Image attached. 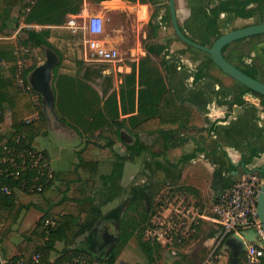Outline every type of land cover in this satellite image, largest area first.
<instances>
[{
    "label": "trees",
    "instance_id": "trees-1",
    "mask_svg": "<svg viewBox=\"0 0 264 264\" xmlns=\"http://www.w3.org/2000/svg\"><path fill=\"white\" fill-rule=\"evenodd\" d=\"M148 1L155 4L162 0ZM165 1L169 3V0ZM254 1L262 4L259 10L250 8ZM71 3L72 0H37L26 21L28 23L37 22L44 26L57 25L67 14L75 13L73 10L66 14L62 11L64 5L71 6ZM190 3L191 17L189 18L193 19L191 28H194L193 30L198 33H204V39L197 40L190 37L187 34L188 30L192 32L190 27L188 30L183 27L181 29L188 38L203 46L211 47L224 34L221 32L220 24H218V18L222 14L242 19H251L258 16L260 23H264V0H219L218 5L213 8L209 6L210 0H191ZM23 4L24 0H0V24L5 23L14 8L21 7ZM150 27L151 32L148 33V38L155 37L157 30L156 24H150ZM24 33L26 39L22 41L23 45L53 50L59 54V51L55 49L49 40L50 29L25 30ZM1 35L3 33L0 29ZM245 40L247 39L240 41ZM230 46H227L223 51L229 62H231V59L226 53ZM146 48L149 54L154 53L153 46H146ZM210 62L213 63L211 58ZM11 63L10 74L12 77L6 79L3 71L4 67L0 62V111H4L7 106L11 112V129L7 134L1 130L4 117L3 114L0 115V153L4 152L6 146L29 148L33 146L37 138L48 136L50 129L48 118L42 107L41 95L35 90L29 92L19 86L14 72L15 61H11ZM36 67L32 66L26 70L25 77L27 78ZM206 67H201L196 80L206 77L204 76ZM237 68L257 79V70L252 65H246L245 69ZM53 75L54 81L59 77L60 79L63 78L59 74V66L54 68ZM126 80L127 84L121 91L120 98H111L107 102L106 108L97 111L95 118L87 124L85 131L94 132L95 136L87 140L84 147L77 151L78 162L65 172L53 173L51 178V175L47 173L46 177L39 179V183L44 187L43 191L40 193L29 192L30 194H43L52 187L54 181L60 182V201L52 206L34 226L22 233V240L17 245L19 256L13 258L11 262L19 259L31 262L34 255L40 254L42 264H52L51 255L57 251V244L62 243L65 248L55 261L58 264L78 256H84L88 260L96 258L100 264H116L121 248L133 237L138 239L139 245L147 257V264H156L157 258L155 255H160L165 250L158 243L145 238L152 214H154L160 203L154 200L148 206L141 199L134 200L129 206L130 209L123 215L120 223L119 245L105 257L97 258L76 247L77 241L91 232L103 217L102 207L112 201L114 192L117 190L116 181L122 177L125 163L151 152L150 147L141 141L140 135L142 133L160 135L163 136L164 140H168L176 134V128L181 126L196 127L202 123L200 115L194 109L180 103L177 94L169 87L160 67L151 56H146L140 60L137 71L134 69L131 74L126 76ZM237 84L241 87V91L235 92L239 98H243L247 93H253L264 100L263 96L239 83ZM36 97H38L37 100ZM36 114H38V118L28 122V119ZM122 116L123 118H121ZM62 120L74 133L84 136L79 125L70 122L65 117ZM82 128L84 127L82 126ZM124 133L135 136V141L131 144L126 143L123 139ZM18 137L23 138L19 145L16 144ZM119 142L125 146V152H120L117 149ZM96 151L106 153L113 162L112 172L100 176V188H96L95 178L99 175L102 160L95 155ZM45 156L48 159V154L45 153ZM249 161L246 160V163ZM35 177H37L35 173L26 174V178L30 183ZM5 184L12 187L15 184L0 176V225L2 226L0 236L2 239L10 240L17 235L14 227L24 206L16 193L7 195L2 191V186ZM72 189H74L72 197H69L68 194ZM171 191H180V188ZM141 206L143 209L140 212L139 208ZM132 214L138 219H135ZM48 218L56 221L55 227L47 228L43 226V222ZM143 225L144 227L141 228ZM138 226H140L141 232L138 230ZM190 236L185 240L183 246ZM173 264H184V261L180 258L175 260ZM239 264H249L245 254H242ZM258 264H264V260H261Z\"/></svg>",
    "mask_w": 264,
    "mask_h": 264
},
{
    "label": "crops",
    "instance_id": "crops-1",
    "mask_svg": "<svg viewBox=\"0 0 264 264\" xmlns=\"http://www.w3.org/2000/svg\"><path fill=\"white\" fill-rule=\"evenodd\" d=\"M111 2V0H82L83 10L81 11L88 12V6L96 4L100 7L98 14L101 16L105 13V6ZM175 3L178 9V0H175ZM138 5L146 6L139 3ZM17 10H20V7L14 8L5 23L0 24L3 33L0 36V62L5 67L3 71L6 79L11 77L13 56L16 55L19 45H23L22 41L26 39L24 31L49 29L48 26L37 22L28 23L26 20L17 22L15 18ZM178 12H187L189 16L191 15L186 0H181L177 14ZM164 62L167 75L169 74V79H166L169 87L177 94L180 103L194 109L200 115L202 123L196 127L176 128V134L168 140H164L160 135L142 133L141 141L150 147L151 152L125 163L122 177L116 181L117 190L114 192L112 201L102 207L103 217L91 232L77 241L76 247L97 258L105 257L118 247L121 219L134 200L141 199L150 206L152 201H159L169 188V190L180 188V192L187 194L200 209L202 219L182 247L180 256L176 260L181 258L184 264H239L245 252H242L234 263V253L238 251L235 246L226 244L216 253L217 255L211 256L220 231L213 208L218 195L227 186L254 172L260 173L264 167V106L260 99L252 98L250 94L240 98L242 102L236 99L237 95H231L233 91L223 87L221 83L223 78L219 72L214 77L196 80L197 72L194 74L169 57H166ZM162 73L166 78V73L163 71ZM5 109V122L11 125V112L7 106ZM123 139L131 144L135 141V136L124 133ZM33 145L38 149L35 142ZM158 145L162 146L157 148ZM118 147L119 144L117 149L125 152ZM148 154L151 157L144 158ZM141 158L142 161L136 163ZM246 160L250 161L246 163ZM48 161L51 174L63 172L52 168L49 154ZM67 170L69 167L64 172ZM101 175L106 174H101L99 170V175L95 178L96 188L101 187V184L97 186ZM59 188L58 181H54L52 187L41 195L30 194L18 188L16 194L24 208L14 227L17 232L16 237L9 240L2 239L0 236V264L10 263L13 258L19 256L17 245L22 240V233L35 225L60 200V196L59 199L57 198ZM73 190L68 194L69 197H72ZM123 194L127 196L125 202L116 205L117 200L123 198ZM27 197L33 199L26 200ZM43 204L46 206L43 207ZM32 209L39 210L40 217L24 230L17 228L23 214ZM113 226L115 230L111 229ZM134 238L121 248L116 264H132L127 260L133 258L130 246ZM128 245H130L129 249ZM62 250H59L57 246V251ZM134 253L137 255L138 252L134 251ZM163 254L162 252L160 255H155L156 264L174 263L169 262ZM51 262L55 261L51 259ZM147 262L146 259L144 262L133 264H147Z\"/></svg>",
    "mask_w": 264,
    "mask_h": 264
},
{
    "label": "rangeland",
    "instance_id": "rangeland-1",
    "mask_svg": "<svg viewBox=\"0 0 264 264\" xmlns=\"http://www.w3.org/2000/svg\"><path fill=\"white\" fill-rule=\"evenodd\" d=\"M111 1V3L105 6L106 10L104 15H101L104 19V36L101 39L108 47L115 48L119 51V59L115 62L100 63L87 61L86 59V40L89 39V36L82 27L85 26L84 22L86 19L99 15L98 11L100 7L96 4L88 6V12H80V10H83L82 0H72L71 6L64 5L62 11L66 14L70 12V10H73L75 13L67 14L57 25L48 26L51 30V43L55 49L59 51L58 54L52 50L58 57L56 66H59V74L63 76V78L60 79L59 77L54 81L53 75L51 83L55 99L54 112L63 126L56 128V130L49 129V135L37 138L35 144L41 152L49 154L52 168L56 171H64L68 169V167L71 169L73 164L78 161L77 156H75L77 153L76 150H81L86 141L95 136L94 132L85 131L87 124L95 118L97 111L106 108V104L111 98H120V93L127 84L126 76L131 74L134 69L137 71L140 60L146 56H151L155 60V63L166 73V79H169V74L167 75L164 61L166 57H169L174 62L182 64V67L187 70H191L194 74L198 72L201 67L207 66L204 70V76L214 77L217 72H219L223 78L221 79L223 87L234 92L231 95L235 96V92L241 91L240 85L225 74L223 75L221 72L222 70L219 71L218 67L210 62L211 57L209 55L200 51H195L193 47H188L177 37L170 18L168 1L162 0L163 2L160 1L155 4L149 3L148 0ZM190 1L191 0H186V4H188L189 7L191 6ZM180 2L181 0H178L179 10ZM36 3L37 0H24V4L20 7V10H17V17H15L17 22H24ZM138 3L146 6H139ZM218 3L219 0H210L209 6L213 8L216 7ZM261 7L262 4L258 1H254L250 5V8L258 10ZM189 17H191V15L189 16L187 12H178L179 24L186 30L193 26V19ZM75 18H77L79 22L77 25L81 27L77 30L69 26V21ZM259 23L260 19L258 16L251 19H242L222 14L221 17L218 18V24L221 26L222 33ZM150 24H156L157 30L155 32V37L148 38V33L151 32ZM191 29L192 32L188 30L187 33L190 37L197 40L204 39V33H198L193 30L194 28ZM146 46H153L154 53L149 54ZM19 48L23 50L19 52V55H14L12 60V62L15 61L14 64H16L14 70L16 79L21 75V72L24 74V72L32 66L38 67L45 63L47 61L48 51L30 45H19ZM226 54L233 63L242 68H245L246 65H252L257 70V77L264 82V35L245 41H238L229 47ZM19 62H21V69L19 68ZM30 75L26 78L27 85ZM29 85H31L30 81ZM236 99L240 100L238 96ZM240 101L242 102V100ZM1 112H3L2 116L4 117L1 129L3 133L7 134L10 132L11 125L5 122V109ZM63 117L79 125L84 136H80L70 130L62 120ZM121 118H123V116ZM82 126L85 129L82 128ZM118 144V148L125 151V146L120 142ZM158 146L157 148H160L162 145ZM95 155L102 160L99 168L101 174H110L113 170V162L110 157L106 153L98 151L95 152ZM150 157L151 155L148 154L145 155L144 158ZM140 161H142V158L136 163ZM99 184H101L100 179H98L97 186ZM97 188H100V186ZM123 195V198L117 200L116 205L125 202L127 196L126 194ZM57 198L59 199V195ZM32 199V197L31 199L27 197L26 200ZM44 206H46V204H43V207ZM142 209L141 206L139 211L141 212ZM124 211H126V209ZM40 215L41 213L37 209L25 212L17 228L21 230L28 228L40 217ZM132 216L138 219L135 215L132 214ZM143 227L144 225L141 228ZM111 229L115 230V227L113 226ZM138 230L141 232L140 226H138ZM134 239L133 244L131 246L128 245V249L130 246L133 251V258L127 261L132 264L144 262L147 259L145 254L141 251V247L138 245V239ZM57 246L59 250L63 249V244H58ZM134 251L138 252L137 255H135ZM163 253L164 257L169 262H174L177 258L170 255L166 250H163ZM60 255L61 252L56 251L51 255V259L56 261Z\"/></svg>",
    "mask_w": 264,
    "mask_h": 264
},
{
    "label": "built area",
    "instance_id": "built-area-1",
    "mask_svg": "<svg viewBox=\"0 0 264 264\" xmlns=\"http://www.w3.org/2000/svg\"><path fill=\"white\" fill-rule=\"evenodd\" d=\"M77 18L69 21V26L75 30L79 27ZM85 33L89 36L86 40L85 49L87 61L100 63L115 62L119 59L120 53L115 48H110L102 41L104 36V19L95 15L89 17L84 22ZM23 49L16 50L19 55ZM19 62V68L21 67ZM21 69V68H20ZM25 80V81H24ZM19 86L29 92H33V87L27 85L25 72L17 77ZM38 97H36V100ZM3 112L0 111V115ZM38 114L31 116L28 122L37 119ZM23 138L18 137L16 144L19 145ZM35 173L37 177L32 183L26 178V174ZM51 167L48 159L41 150L33 146L29 148H15L6 146L3 153H0V176L14 183L15 186L3 185L2 191L7 195L17 192L18 188L28 190L30 193H40L43 185L39 179L46 177ZM264 178L259 172L243 177L227 186L217 197L213 212L216 222L220 226L219 234L216 238L211 256L217 255L229 238L233 235L241 237L243 232L254 230L257 233V242H246V259L249 264H258L264 260V230L260 225L257 211L258 195ZM160 205L155 210L146 229V238L161 245L170 255L178 257L185 240L191 235L195 227L202 219L200 209L190 197L180 191H167L159 199ZM43 226L50 228L56 226V221L48 218L43 222ZM0 227H2L0 225ZM52 264H58L51 262ZM3 264H42L40 254L33 256L31 262L19 259L15 262ZM62 264H100L98 260H88L84 256H78Z\"/></svg>",
    "mask_w": 264,
    "mask_h": 264
},
{
    "label": "water",
    "instance_id": "water-1",
    "mask_svg": "<svg viewBox=\"0 0 264 264\" xmlns=\"http://www.w3.org/2000/svg\"><path fill=\"white\" fill-rule=\"evenodd\" d=\"M169 8L174 32L181 41L199 51L210 55L213 63L220 70H222L224 74L228 75L239 84L249 88L253 92H256L257 94L264 97V83H262L258 79H255L245 74L236 66L231 64L225 58L223 53V50L227 46L237 41L248 39L258 35H264V23L251 25L224 33L214 42L211 47H206L194 42L182 32L178 20L175 0H169ZM57 63L58 57L56 56V54L52 50H48L47 61L38 66L29 77V81L34 90L41 94L43 97V109L46 117L48 118L51 129H56L63 126L62 122L57 118L54 112L55 99L51 86L53 70L56 67ZM260 174L264 178V167L260 170ZM257 211L260 220V225L264 230V181L261 185L260 192L258 195ZM242 236L243 237L235 234L231 238H229L226 243L227 245L235 246V248L238 250L234 253V263L237 262V258L239 257V255L242 252H245L247 249L245 240L247 242L258 241L257 233L254 230L243 232Z\"/></svg>",
    "mask_w": 264,
    "mask_h": 264
},
{
    "label": "flooded vegetation",
    "instance_id": "flooded-vegetation-1",
    "mask_svg": "<svg viewBox=\"0 0 264 264\" xmlns=\"http://www.w3.org/2000/svg\"><path fill=\"white\" fill-rule=\"evenodd\" d=\"M260 24V23H259ZM256 25V24H255ZM180 27H182V25H180ZM182 30V29H181ZM183 32V31H182ZM259 36V35H258ZM255 37H257V36H255ZM254 37V38H255ZM251 38H253V37H251ZM183 42V41H182ZM195 42V41H194ZM238 42V41H237ZM184 43V42H183ZM196 43H198V42H196ZM186 44V43H185ZM187 45V44H186ZM188 47H191V46H189V45H187ZM206 47H209V46H206ZM195 49V48H194ZM197 50V49H196ZM199 51V50H198ZM224 51V50H223ZM200 52H202V51H200ZM204 53V52H203ZM224 53V52H223ZM206 54V53H205ZM206 55H208V54H206ZM210 56V55H209ZM225 56V55H224ZM226 58V57H225ZM212 60V59H211ZM232 62V61H231ZM230 62V63H231ZM231 64H233L234 66H236V67H240V66H238V65H236V64H234L233 62L231 63ZM215 65V64H214ZM216 66V65H215ZM240 68H242V67H240ZM239 69V68H238ZM243 69H245V68H243ZM199 71V70H198ZM242 71V70H241ZM243 72V71H242ZM198 73V72H197ZM246 74V73H245ZM226 75V74H225ZM226 76H228V75H226ZM207 77V76H206ZM229 77V76H228ZM231 78V77H230ZM232 79V78H231ZM257 79L258 80H260L258 77H257ZM234 80V79H233ZM235 81V80H234ZM261 81V80H260ZM236 82V81H235ZM262 83H264L263 81H261ZM236 83H238V82H236ZM247 94H250L251 96H252V98H257V99H260L261 100V103H262V105L264 106V100L261 98V97H259V96H257V95H255V94H253V93H247ZM254 96V97H253Z\"/></svg>",
    "mask_w": 264,
    "mask_h": 264
}]
</instances>
